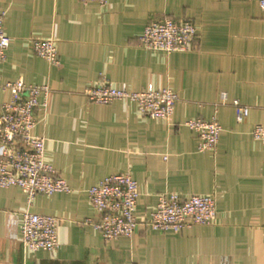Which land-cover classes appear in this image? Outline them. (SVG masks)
Here are the masks:
<instances>
[{"label":"crops","instance_id":"crops-1","mask_svg":"<svg viewBox=\"0 0 264 264\" xmlns=\"http://www.w3.org/2000/svg\"><path fill=\"white\" fill-rule=\"evenodd\" d=\"M0 11L9 37L0 80L49 85L32 132L45 137V159L71 188L30 203L19 186L0 188V264H264V142L251 134L264 122V2L0 0ZM164 16L196 25L186 51L142 46L144 25ZM35 37L55 39L59 64L34 53ZM102 77L129 90L170 88L178 99L169 121L143 115L134 101H89L84 89ZM10 98L0 88V101ZM233 99L249 106L242 121ZM213 115L222 126L216 149L199 151L183 122ZM126 171L138 183V229L107 240L82 223L95 215L87 189ZM164 192L214 196V220L152 228ZM24 209L59 217L56 250L24 246Z\"/></svg>","mask_w":264,"mask_h":264},{"label":"built area","instance_id":"built-area-1","mask_svg":"<svg viewBox=\"0 0 264 264\" xmlns=\"http://www.w3.org/2000/svg\"><path fill=\"white\" fill-rule=\"evenodd\" d=\"M87 2L89 0H81ZM104 5L107 0H96ZM263 0L260 3L263 4ZM3 11H0V61L5 58L9 37L4 31ZM196 25L188 18L164 16L150 19L140 35L141 44L147 49L167 53L186 51L196 35ZM33 51L50 64L60 62L53 37L32 39ZM0 88L8 90L11 98L0 101V188L19 186L26 194L28 203L38 193L51 194L71 190L63 177H55L54 167L45 159V137L32 132L36 123L35 111L46 105L50 91L47 84H27L22 78L1 81ZM89 101L109 103L119 99L134 101L143 115L169 121L178 96L170 88L143 87L129 90L125 85L114 86L102 77L84 89ZM43 95V100L39 96ZM221 102L228 103L225 92ZM235 118L242 121L249 113V106L233 99ZM195 131L199 151L215 150L222 126L215 115L210 118L196 116L183 122ZM252 136L264 142V122L256 123ZM88 199L95 215L82 220L99 230L105 239L131 236L138 229L135 208L139 196L138 183L130 172L104 176L87 189ZM216 215V202L212 195L192 194L180 197L175 192L160 193L155 209L148 219L149 225L160 231L179 230L193 224L207 225ZM19 227L21 239L29 249L53 251L59 246L57 228L59 217L24 209Z\"/></svg>","mask_w":264,"mask_h":264}]
</instances>
